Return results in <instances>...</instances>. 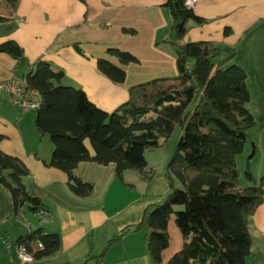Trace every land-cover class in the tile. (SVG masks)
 <instances>
[{
    "label": "trees",
    "instance_id": "16d2710c",
    "mask_svg": "<svg viewBox=\"0 0 264 264\" xmlns=\"http://www.w3.org/2000/svg\"><path fill=\"white\" fill-rule=\"evenodd\" d=\"M19 2L0 0V24L13 19ZM162 7L171 18L167 35L175 47L178 75L130 87L128 100L111 113L98 109L82 90L65 85L62 69L41 60L30 62L14 41L1 43L0 53L16 61L19 77L39 95L35 128L41 138L49 136L53 145L50 161L44 165L64 172L71 191L79 197L93 191L92 184L82 182L73 173L80 162L114 164L118 180L130 170L147 182L154 176V169L145 153L167 143L177 126L181 129L165 167L168 195L147 206L136 226L113 237L95 264L101 263L110 245L139 231L145 233L151 264H163L171 218L183 246L166 264H248V220L264 200V171L259 180L250 171L256 146L248 131L256 122L246 109L250 98L246 75L234 64H214L213 59L221 51L211 42L179 43L190 24L207 23L185 6V0H166ZM108 54L123 65L137 62L116 49L108 50ZM97 68L115 84L125 80V72L105 59L97 61ZM85 140L94 156L85 148ZM246 145L252 151L241 175L236 158ZM29 176L20 159L0 151V189L9 198V218L16 221L25 209L44 225L51 214L25 186L24 179ZM38 242L42 249L34 250ZM15 247L25 248L35 261L42 260L59 251L60 239L39 228L19 237Z\"/></svg>",
    "mask_w": 264,
    "mask_h": 264
},
{
    "label": "crops",
    "instance_id": "0c3cea01",
    "mask_svg": "<svg viewBox=\"0 0 264 264\" xmlns=\"http://www.w3.org/2000/svg\"><path fill=\"white\" fill-rule=\"evenodd\" d=\"M165 3L20 0L12 21L0 24V44L14 41L30 62L41 60L62 69L65 85L82 90L98 109L111 113L128 100L130 87L178 75L175 47L167 35L171 18L162 7ZM191 9L207 23L190 24L179 43L211 42L221 51L213 59L214 64H234L246 75L250 96L246 109L256 122L248 131L256 146L250 171L259 180L264 171V0H197ZM110 49L128 53L137 62L123 65L108 54ZM99 59L122 69L124 82L115 84L101 74ZM19 70L15 60L0 53V84L20 76ZM0 135V151L23 162L30 175L24 179L25 186L51 214L44 225L25 209L16 221L12 220L9 198L0 189V264H16V240L39 228L58 235L60 249L33 264H95L113 237L136 226L146 207L159 203L169 193L165 167L173 153L165 151L167 143L145 153L154 169V176L147 182L130 170L118 180L114 164L80 162L73 173L82 182L92 184L93 191L79 197L71 191L64 172L44 165L50 161L53 145L49 136H39L35 110L19 111L1 89ZM84 146L94 156L88 140ZM248 229L251 255L247 263L264 264V200L249 218ZM167 232L170 240L162 254L163 264L183 246L173 218ZM100 264H151L144 231L130 232L110 245Z\"/></svg>",
    "mask_w": 264,
    "mask_h": 264
},
{
    "label": "built area",
    "instance_id": "2783aa9c",
    "mask_svg": "<svg viewBox=\"0 0 264 264\" xmlns=\"http://www.w3.org/2000/svg\"><path fill=\"white\" fill-rule=\"evenodd\" d=\"M196 2L197 0H185V6L191 9ZM0 89L9 102L21 112L36 110L39 107L40 98L38 93L29 89L26 80L17 75L1 83ZM33 249H42L41 243H35ZM16 253V264H33L35 262L32 253L26 251L23 247L16 248Z\"/></svg>",
    "mask_w": 264,
    "mask_h": 264
},
{
    "label": "rangeland",
    "instance_id": "374dc122",
    "mask_svg": "<svg viewBox=\"0 0 264 264\" xmlns=\"http://www.w3.org/2000/svg\"><path fill=\"white\" fill-rule=\"evenodd\" d=\"M11 21H9V22H11ZM180 135H181V129H180V127L177 126L175 128L172 136L167 141V144L165 146V151H167V153H169V152L173 153L174 152V149H175L176 144H177V142H178V140L180 138ZM153 153H155V152H153ZM250 154H251V147L249 145H246L245 148H244L243 153L237 157V166H238V168H240L239 170L241 171V175L244 172V163L246 162L245 160H246L247 156H249Z\"/></svg>",
    "mask_w": 264,
    "mask_h": 264
}]
</instances>
